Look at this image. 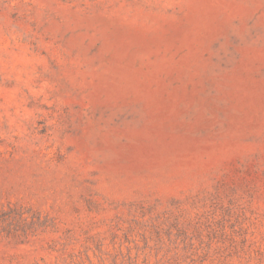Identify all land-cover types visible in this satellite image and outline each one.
<instances>
[{"label":"rangeland","instance_id":"obj_1","mask_svg":"<svg viewBox=\"0 0 264 264\" xmlns=\"http://www.w3.org/2000/svg\"><path fill=\"white\" fill-rule=\"evenodd\" d=\"M0 264H264V0H0Z\"/></svg>","mask_w":264,"mask_h":264}]
</instances>
